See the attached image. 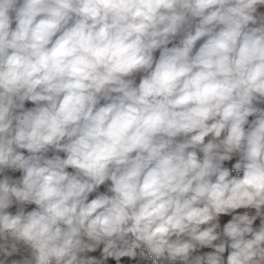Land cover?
Instances as JSON below:
<instances>
[{
  "label": "clouds",
  "instance_id": "9594fccd",
  "mask_svg": "<svg viewBox=\"0 0 264 264\" xmlns=\"http://www.w3.org/2000/svg\"><path fill=\"white\" fill-rule=\"evenodd\" d=\"M0 264H264V0H0Z\"/></svg>",
  "mask_w": 264,
  "mask_h": 264
},
{
  "label": "crops",
  "instance_id": "0c3cea01",
  "mask_svg": "<svg viewBox=\"0 0 264 264\" xmlns=\"http://www.w3.org/2000/svg\"><path fill=\"white\" fill-rule=\"evenodd\" d=\"M156 57H158V55H159V52L157 51L155 54H154Z\"/></svg>",
  "mask_w": 264,
  "mask_h": 264
}]
</instances>
